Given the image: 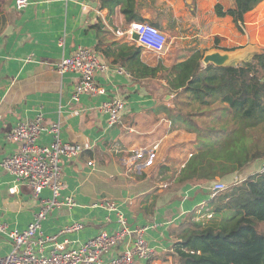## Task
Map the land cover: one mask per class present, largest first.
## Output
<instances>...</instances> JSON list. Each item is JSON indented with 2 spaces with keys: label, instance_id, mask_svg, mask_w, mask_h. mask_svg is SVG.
Here are the masks:
<instances>
[{
  "label": "crops",
  "instance_id": "1",
  "mask_svg": "<svg viewBox=\"0 0 264 264\" xmlns=\"http://www.w3.org/2000/svg\"><path fill=\"white\" fill-rule=\"evenodd\" d=\"M103 1L29 0L19 10L16 0H0V225L6 231L25 230L41 210L42 200L53 197L48 188L36 196L31 187L17 182L1 166L4 158L19 150V144L8 140L7 134L19 122L43 113L47 125L61 122L63 141L79 143L84 151L75 159H63L65 186L59 199L71 196L77 205L51 209L41 230L52 234L66 224L83 221L85 228L72 233V240L86 241L101 231L114 232L119 227L116 211L94 206L99 201H114L131 226L152 225L146 239L155 255L142 264H176L174 244L180 239L171 230L190 213H196L197 219L203 215L211 218L209 204L216 203L211 187L225 177L177 183L194 153L197 134L167 116L165 108L171 106L167 100L173 94L165 101L158 96L163 80L139 82L117 57L121 58L125 45L140 46L130 38L128 29L132 22L146 21L169 38L174 31L177 39L170 55L142 47L141 59L151 66L160 59L170 66L195 50L214 48L250 47L244 59L248 60L264 49V0L245 14L242 31L232 16L216 13L218 3L229 8L233 0H109L105 5ZM129 3L137 17L132 21L123 12ZM98 23L102 24L100 31L95 27ZM99 45L106 54L98 51ZM80 46L97 52L109 70L95 76L105 94L85 93L76 100L80 74H61L55 65ZM115 97L123 98L126 108L120 121L112 125L100 105ZM52 140L44 131L38 142ZM203 210L207 212L203 214ZM12 249V240L0 229V256Z\"/></svg>",
  "mask_w": 264,
  "mask_h": 264
},
{
  "label": "trees",
  "instance_id": "2",
  "mask_svg": "<svg viewBox=\"0 0 264 264\" xmlns=\"http://www.w3.org/2000/svg\"><path fill=\"white\" fill-rule=\"evenodd\" d=\"M233 1L234 5L229 8L218 3L216 13L219 17L232 16L236 27L242 31L245 14L263 0ZM108 2L104 0L103 4ZM123 12L129 21L137 18L130 3ZM95 27L100 31L102 24ZM97 49L106 54L101 45ZM141 52L140 46L125 45L117 61L129 67L139 82L155 79L165 82L158 96L165 101L167 95L174 94L167 100L171 106L165 108L174 123L199 134L198 121L219 120L217 112L237 122L238 151L231 152L228 145L229 150L221 156L193 153L177 183L225 176L235 170L243 174L256 160H264V149L258 148L250 154L246 139V128L264 122V49L246 61L225 67L205 65V52L201 50L193 51L188 58L170 66H166L163 59L151 66L142 61ZM212 199L216 203L209 204L211 218L197 219L196 213H190L171 230L173 237L180 239L174 244L176 264H264V172L241 178L240 183Z\"/></svg>",
  "mask_w": 264,
  "mask_h": 264
},
{
  "label": "built area",
  "instance_id": "3",
  "mask_svg": "<svg viewBox=\"0 0 264 264\" xmlns=\"http://www.w3.org/2000/svg\"><path fill=\"white\" fill-rule=\"evenodd\" d=\"M29 3V0L15 2L19 10L27 7ZM128 32L134 42L154 53L163 54L170 47L168 34L152 23L132 22ZM55 66L61 74L68 71L80 74L81 80L74 92L76 100L85 93L93 96L106 93V89L97 83L95 76L97 72L109 70V65L92 49L80 46L74 54L62 58ZM125 108L126 101L120 97L100 105V110L109 114L112 125L120 121ZM61 126V122L47 125L44 114L40 113L34 120L19 122L7 134L8 140L19 144V150L2 160V168L14 175L17 182L31 187L36 196L48 188L53 197L42 200L41 210L25 230L6 231L5 226L0 225V229L13 242L12 251L0 256V264H142L152 259L155 251L146 239L152 225L131 226L114 201H99L94 204L116 211L119 227L114 232L101 231L86 241L72 240V233L85 228L83 221L66 224L52 234H45L41 230V222L47 218L51 209L77 205L71 196L59 199L65 186L62 177L63 159L79 157L84 147L79 143L63 141ZM44 131L53 137L51 143L38 142ZM89 165H94V161H90ZM258 172H264V164ZM240 182V177H235L230 184L221 180L215 182L211 187V198ZM16 188L17 186L13 187L11 191L15 192Z\"/></svg>",
  "mask_w": 264,
  "mask_h": 264
},
{
  "label": "rangeland",
  "instance_id": "4",
  "mask_svg": "<svg viewBox=\"0 0 264 264\" xmlns=\"http://www.w3.org/2000/svg\"><path fill=\"white\" fill-rule=\"evenodd\" d=\"M185 40H191L190 38H186ZM177 39H175V33L174 31L170 33V47L168 48L167 55L173 54L174 47L176 45ZM174 95V94H173ZM220 106V105H218ZM217 115H220L219 120L212 119V118H207L203 122V120H199L198 122L200 123V130L201 132L197 134V141L193 146V152L194 154H201L203 153L205 156H209L212 154H217L219 156L223 155V153L226 150H229L228 145L231 146L230 151H238L239 148V142H238V137H239V130L235 129L236 123L233 122V120H230L231 116H222L220 112L216 113ZM215 116V115H213ZM211 120V121H210ZM213 120V121H212ZM247 131V140L248 143L247 145L249 146L250 154L256 150V149H264V122H261L259 125L252 127V128H246ZM227 159V158H226ZM191 158H189L188 161H190ZM229 160V159H228ZM231 162V161H230ZM233 162V161H232ZM264 164L263 158H260L256 160L254 163L251 164V167H248L246 169L245 173L240 174L238 173V170H235L234 172H231L229 174H226L225 176H221L223 180L227 183H232L233 179L235 178L236 175L240 176L241 178H246L248 175L251 173H256L258 172V169ZM203 214H205L203 210ZM204 216V215H203ZM203 219H207L209 217L205 216ZM201 218V219H202Z\"/></svg>",
  "mask_w": 264,
  "mask_h": 264
},
{
  "label": "water",
  "instance_id": "5",
  "mask_svg": "<svg viewBox=\"0 0 264 264\" xmlns=\"http://www.w3.org/2000/svg\"><path fill=\"white\" fill-rule=\"evenodd\" d=\"M95 14L96 13L94 12L93 15L95 16ZM249 51H251L250 47L235 50H222L214 48L205 52L203 63L205 65L214 64L218 67L234 65L238 62L246 61L244 59H246Z\"/></svg>",
  "mask_w": 264,
  "mask_h": 264
}]
</instances>
